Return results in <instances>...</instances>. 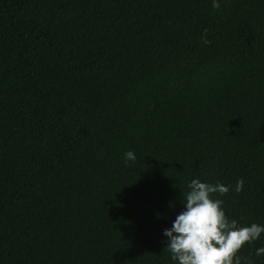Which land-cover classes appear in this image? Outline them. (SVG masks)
<instances>
[{"label": "trees", "instance_id": "16d2710c", "mask_svg": "<svg viewBox=\"0 0 264 264\" xmlns=\"http://www.w3.org/2000/svg\"><path fill=\"white\" fill-rule=\"evenodd\" d=\"M218 2L0 0V264H172L193 178L264 224V0Z\"/></svg>", "mask_w": 264, "mask_h": 264}, {"label": "clouds", "instance_id": "9594fccd", "mask_svg": "<svg viewBox=\"0 0 264 264\" xmlns=\"http://www.w3.org/2000/svg\"><path fill=\"white\" fill-rule=\"evenodd\" d=\"M212 6L218 8V0H212ZM204 42L210 43L206 39ZM123 155L126 162L136 159L133 150ZM243 184V179H237L231 190L240 192ZM229 190L230 186L220 181L210 183L193 178L187 182V190L182 193V211L162 231L172 264H254L250 256L238 252L245 243L261 238L264 224L238 225L236 219H230L223 200L212 195H223ZM254 255H264V245L255 248Z\"/></svg>", "mask_w": 264, "mask_h": 264}]
</instances>
